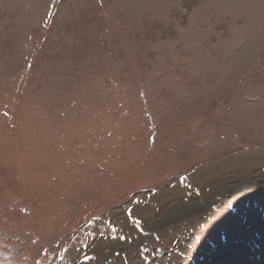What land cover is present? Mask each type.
Instances as JSON below:
<instances>
[{
    "label": "rangeland",
    "instance_id": "obj_1",
    "mask_svg": "<svg viewBox=\"0 0 264 264\" xmlns=\"http://www.w3.org/2000/svg\"><path fill=\"white\" fill-rule=\"evenodd\" d=\"M260 181L264 0H0V264H264Z\"/></svg>",
    "mask_w": 264,
    "mask_h": 264
},
{
    "label": "bare ground",
    "instance_id": "obj_2",
    "mask_svg": "<svg viewBox=\"0 0 264 264\" xmlns=\"http://www.w3.org/2000/svg\"><path fill=\"white\" fill-rule=\"evenodd\" d=\"M255 183H258V181H256ZM259 183H261V184H259L260 186H263V185H264V182H263V181H260ZM228 189H229V188H228ZM218 190H219V189H218ZM221 190H222V189H221ZM194 211H195V210H194ZM183 212L186 213L185 210H183ZM187 213H188V212H187ZM176 214H177V212H173L171 215L174 216V215H176Z\"/></svg>",
    "mask_w": 264,
    "mask_h": 264
},
{
    "label": "water",
    "instance_id": "obj_3",
    "mask_svg": "<svg viewBox=\"0 0 264 264\" xmlns=\"http://www.w3.org/2000/svg\"><path fill=\"white\" fill-rule=\"evenodd\" d=\"M161 255H163V252H161Z\"/></svg>",
    "mask_w": 264,
    "mask_h": 264
},
{
    "label": "snow or ice",
    "instance_id": "obj_4",
    "mask_svg": "<svg viewBox=\"0 0 264 264\" xmlns=\"http://www.w3.org/2000/svg\"><path fill=\"white\" fill-rule=\"evenodd\" d=\"M138 223V222H137Z\"/></svg>",
    "mask_w": 264,
    "mask_h": 264
}]
</instances>
